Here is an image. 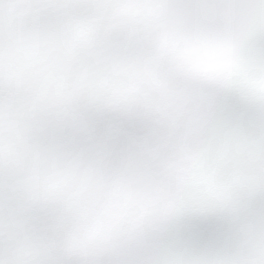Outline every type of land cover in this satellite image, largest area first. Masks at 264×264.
<instances>
[{
	"label": "snow or ice",
	"instance_id": "snow-or-ice-1",
	"mask_svg": "<svg viewBox=\"0 0 264 264\" xmlns=\"http://www.w3.org/2000/svg\"><path fill=\"white\" fill-rule=\"evenodd\" d=\"M0 264H264V0H0Z\"/></svg>",
	"mask_w": 264,
	"mask_h": 264
}]
</instances>
